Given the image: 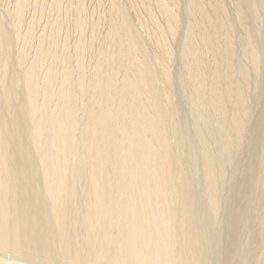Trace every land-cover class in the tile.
Returning <instances> with one entry per match:
<instances>
[{"label": "bare ground", "instance_id": "bare-ground-1", "mask_svg": "<svg viewBox=\"0 0 264 264\" xmlns=\"http://www.w3.org/2000/svg\"><path fill=\"white\" fill-rule=\"evenodd\" d=\"M225 1L242 22L238 0H187L186 30L176 52L192 117L203 122L197 129L206 188L201 199L180 150L185 137L176 108L158 84L162 80L172 95L180 0H14L8 14L24 99L21 118H11L0 83L1 249L19 248L39 233L42 249L71 264H210L226 168L246 140L251 113L248 73L235 60ZM246 1L257 14V0ZM2 14L1 75L14 39ZM251 55L257 71L256 53ZM22 130L35 158L13 140ZM260 139L253 167L259 179L256 228L252 243L249 233L245 238L254 251H242L244 264H264V127ZM26 165L42 182V207L24 185ZM0 264L8 262L0 258Z\"/></svg>", "mask_w": 264, "mask_h": 264}, {"label": "rangeland", "instance_id": "rangeland-1", "mask_svg": "<svg viewBox=\"0 0 264 264\" xmlns=\"http://www.w3.org/2000/svg\"><path fill=\"white\" fill-rule=\"evenodd\" d=\"M13 3H14V0H7V1L1 0V4H0V8H1L0 11H3V12H0V14L3 13L5 16V22H4L5 27L4 28L5 30H7L6 32L9 34L11 39L14 37L6 53L7 65H6V69L3 75H1L0 73V83L3 82L4 88L7 92L6 96L9 101L10 117L14 119H20L21 114L23 112L24 80H23V77L21 76L22 73L21 72L19 73V69L17 65V61L19 58L18 57L19 55L17 56V54H19V49H18L19 47L16 46L18 45V43H17V40H15L16 39L15 30H14V26H12L13 20L8 14V11H12L14 9ZM256 3L259 4V8H260L257 14H255L254 5L250 9V6H249L250 3H248L246 0H238L239 8L240 10L244 12L243 14L244 20H242V22H238V20L235 19V14L232 13L231 11L232 10L231 4L225 1V7L229 14V22L232 24L234 34H235V45H236L235 52H234L235 60H236V63L239 65V67H241L248 73L247 77H248L249 89H248L247 94L250 100L251 113L249 116V129L246 134V138H245L246 140H244V143H243L244 147L243 145H241L240 147L237 148V151L235 152L234 161L231 166L232 168H226V175H227L226 176V186H225L226 188L225 190H223V194H222V208H221V213H220L221 216L218 219V221L215 223L216 225L215 233H212L211 234L212 237H210L211 238L210 239V243H211L210 251L212 253V255L210 253V257H211L210 264L212 262H213L212 264H239V263L244 264L243 263L244 262L243 252L246 248H250L253 245V244L250 245V242L252 240V235H253V233L252 235L250 233H251V230L253 232V230H255L256 228V212H257L256 205L257 204H256V199L254 200V197L257 196L256 193L259 190L258 188L259 186H255L259 184V181H258L259 179L256 176V169L254 168L257 166V158H258L257 153L261 150V147H262V145H260L261 144L260 138H261V133L264 127V124H263L264 120L261 116L263 114L262 111H264V105H263L264 104V0H257L255 4ZM184 4L185 5L187 4V0H180L179 7L181 8L178 7L179 10H177L176 12L177 15H179L180 17L181 26L182 25L183 26H182V30L179 31V35H178L180 39L178 38L177 42L174 45V50L175 49L177 50H175V53H174V63H173L172 72H171L172 84H173L172 95L169 96L167 94L168 87H166L165 84L162 83V80L159 79L158 84H159L161 93L163 94L165 98V102L168 104H172L174 108H176L175 120H176L178 127L182 130L183 135L185 137V143L183 147L180 148V150L182 151L186 159V169L189 173L193 190L196 192V194L201 199H204L206 188L203 182V172H202V162H201V145L199 143L198 134H197V129L203 128V122L197 123L192 117V105H191L190 96H189V86L185 84V81H184L185 77L183 75V71L181 68L182 65H181V62L178 61L177 59V55H178L177 53H179L178 48H180V42H181L180 40L183 38L184 32L186 30L185 29L186 23H184L186 22L185 11H184L186 6ZM11 7H13V9ZM7 8L9 10H7ZM4 16H3V20H4ZM181 26H180V29H181ZM254 26L256 28H254ZM254 29L255 30L257 29L259 36L255 37L256 34H255ZM178 43L179 45H177ZM253 51L256 53L255 58H257L259 62V69L257 71L256 70L254 71L252 67V63H251V56H252L251 53ZM258 110H259V113H258ZM250 119H251V122H250ZM259 125L261 128L259 127ZM13 140L16 142V144L19 143L20 145L22 143L21 150L23 154H25L27 157L31 156L32 158H35V153L34 151H32L31 146H30V136L26 132H24L23 130L20 131L17 137ZM13 140L11 139V141L15 143ZM253 141H255V143H257L260 146L256 144L258 148H253V147H257ZM12 142H11V145L13 144ZM15 145L14 146L12 145L13 147L11 146L12 149L16 147ZM248 146H250L251 148ZM246 151L249 154H247ZM251 156L252 157L254 156V157L252 158ZM16 157L18 158V156ZM248 160L249 161L251 160L250 163ZM233 167H235L234 170H233ZM26 168L27 169L24 170V178H23L24 185H26L27 188L28 187L30 188L31 196L35 199L36 205L42 207L44 205V195H43L44 192H43L42 182L39 179H37L36 174L34 173L32 168H29V166L27 167V165H26ZM229 170L231 172L230 174H228ZM232 177L233 179H231ZM255 177L258 183L256 181L254 182ZM234 178L236 180H234ZM250 178L253 180H250ZM227 179H229V181ZM252 181H253V184L251 183ZM249 182L251 183V187H250ZM231 184L232 186L236 188H233ZM239 187L240 188L242 187L243 189H240ZM247 189H248V193H246ZM253 191L255 194L251 193ZM237 206L240 208H238ZM248 207H250L249 208L250 210L248 209ZM240 211L243 213L244 212L246 213L241 214ZM253 212L255 213V215ZM201 215L203 216V219L206 223L209 218L208 212L207 211L202 212ZM245 215L248 216L249 219ZM41 217H43V212L41 213ZM243 217L244 218L246 217V218L244 219ZM206 218H207V221L205 220ZM239 218L244 219L243 220L244 222H242V220ZM250 218L253 223L251 222ZM245 223L248 226H246ZM238 225L241 226V229H242L241 231H238L240 228V226ZM242 225H245V226L243 227ZM41 228H42V224H40V231L38 232H41ZM247 234H248V237H247ZM40 235L41 234L39 233L33 234L32 238H30V240L32 239L31 241L28 240L26 241L24 245H22L19 248L17 247L13 250L7 249L8 250L7 251L5 250V248L1 249L0 247V258L2 260H6L8 264L10 263L11 264L13 263L14 264L15 263L16 264L17 263L19 264H67L69 261L67 262L65 260L66 261L65 263V261H63V259L60 258L56 254V252H54V250L47 251V250L42 249V247L39 244L41 240ZM246 237L248 239L250 238L249 239L250 242L248 241L249 245H248V242L246 243L247 241L245 239ZM33 238H37V239H33ZM33 241H35L34 243L36 244H34ZM27 242L30 245H28ZM236 242L237 243L239 242L240 245L235 244ZM251 250L254 251L253 246L251 249H249V251ZM51 251L52 253L54 252V254H52ZM250 264H252V261L250 262Z\"/></svg>", "mask_w": 264, "mask_h": 264}]
</instances>
